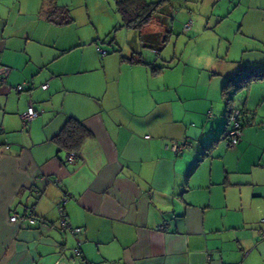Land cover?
Segmentation results:
<instances>
[{"label": "crops", "instance_id": "1", "mask_svg": "<svg viewBox=\"0 0 264 264\" xmlns=\"http://www.w3.org/2000/svg\"><path fill=\"white\" fill-rule=\"evenodd\" d=\"M51 1L0 5V264H264V79L233 95L238 143L221 138L224 83L264 72V0H145L161 5L140 28L115 0L79 22L54 0L64 23ZM69 118L91 133L73 162L53 141Z\"/></svg>", "mask_w": 264, "mask_h": 264}, {"label": "trees", "instance_id": "2", "mask_svg": "<svg viewBox=\"0 0 264 264\" xmlns=\"http://www.w3.org/2000/svg\"><path fill=\"white\" fill-rule=\"evenodd\" d=\"M52 1L48 17L58 23L70 21L71 17L69 10L66 7L58 6L54 0ZM160 5L161 2L153 3L145 0H115V9L121 16V25L136 26L138 28L151 20L153 14ZM58 16L59 19H57ZM152 68L155 70V67ZM255 79H264V72L248 73L240 76L238 79H228L224 83L221 91L227 104V113H230L233 109V95ZM243 124L242 120V127ZM90 136L91 133L79 120L69 118L60 131L53 137V141L56 143L59 150L77 153L84 141Z\"/></svg>", "mask_w": 264, "mask_h": 264}, {"label": "built area", "instance_id": "3", "mask_svg": "<svg viewBox=\"0 0 264 264\" xmlns=\"http://www.w3.org/2000/svg\"><path fill=\"white\" fill-rule=\"evenodd\" d=\"M189 23L186 24V28L189 27ZM100 55L104 56L107 52L104 49H99ZM10 72V67L7 65H1L0 66V84H3L6 82L7 76ZM48 84L45 83L42 85V88H47ZM17 91H22L25 88V83L17 84L15 86ZM38 115L37 111L35 108L29 104L28 107L26 108L25 111L21 113V121L23 127H26L28 123H30L36 116ZM241 133H242V117H241V111L238 108H233L230 113L227 115V128L226 130L222 133L221 138L225 141L226 146L229 148L234 147L238 141L241 138ZM190 145L189 140L186 138L181 139V140H170L167 144L166 147L169 148L171 151H173L175 154L182 153L184 149ZM6 148L9 146L6 145ZM76 158V153L75 152H68L66 156V160L68 162H73ZM67 201V196H64L60 202L57 204V212L60 218V222L65 225V211H64V205ZM16 214H12L10 216V221H15L17 219ZM162 228V227H160ZM71 231L73 233H79L80 229L75 227L72 228ZM262 236H264V231L260 232ZM73 252L75 255H79L81 250H80V241L77 240L76 247L73 249Z\"/></svg>", "mask_w": 264, "mask_h": 264}, {"label": "rangeland", "instance_id": "4", "mask_svg": "<svg viewBox=\"0 0 264 264\" xmlns=\"http://www.w3.org/2000/svg\"><path fill=\"white\" fill-rule=\"evenodd\" d=\"M33 1L34 0H0V5L1 3H4L6 4L5 6L10 5V7L11 5H22V6L24 5L25 6V5H32ZM63 1H67L68 3H70V6L73 8V11H75L76 13V15L74 16L77 22L80 21V20L78 21L79 18H77V16L78 17L80 16V14H82L84 18L86 17V12H85L86 7H88L93 14H97L99 12V15H100L101 12L104 10V8L108 6L109 3H114V0H63ZM74 28H77L74 30H79L80 24L77 23ZM131 32L132 30L130 31L129 34L132 35ZM128 37L133 38V35L132 36L129 35ZM169 47H167V50H169ZM106 49L109 50L107 46H106ZM145 50L147 51L149 49L146 48Z\"/></svg>", "mask_w": 264, "mask_h": 264}]
</instances>
